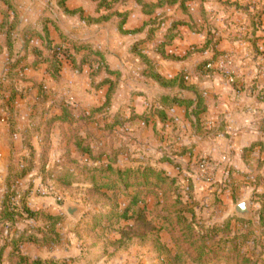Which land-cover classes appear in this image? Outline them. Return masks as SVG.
I'll return each mask as SVG.
<instances>
[{
	"label": "rangeland",
	"instance_id": "374dc122",
	"mask_svg": "<svg viewBox=\"0 0 264 264\" xmlns=\"http://www.w3.org/2000/svg\"><path fill=\"white\" fill-rule=\"evenodd\" d=\"M145 1L147 4L155 5L161 0ZM78 6H83L91 15L96 13V6H92L86 0H79ZM185 8L186 13L179 7H170L159 11L157 17L155 16L153 19L159 18L160 21H164L158 22L157 20L156 24L149 29L155 30L160 25V30H157L150 38L147 33L141 35L142 41L152 40V44L148 43L143 48H146L149 59L151 58L152 62L157 65L158 73L160 71H164V74L171 73L174 66L179 68L177 70H180L179 73L183 70L182 67L175 65L180 61L169 60L164 64L161 62L159 64L156 59L162 58L157 53V46L163 41L168 29L173 24H184L177 28L175 31L177 39L166 49V54L168 52L169 57L188 60L198 54L197 50H201L206 42L215 41L218 47L220 45L225 48L227 45L232 47L230 53L228 51L220 53L224 56L219 57L217 62L219 59H230L234 62V76H241L248 63L260 64V67L256 69L260 74H264V0H195L187 3ZM118 10L129 14L128 25L132 29H140L151 20L142 14L141 8L134 2H130ZM117 23L115 21L113 26L108 25L90 31V28L89 30L84 29L78 20H69L66 23L63 22V28L73 29V32L76 31V35L82 38L91 37L95 48L105 51L111 64L116 67L115 69L119 70L120 59L124 61L126 70L123 72L124 77L120 89L114 96L113 109L111 110L112 115L123 122V119L129 118L128 113L131 108L141 113L146 109L148 102V98H145L146 101L143 98H135L134 93L126 96L125 91L140 86L138 88L144 90L146 94H150L151 98H155V96L158 98L160 94H155L154 89L149 90L147 82L139 78L138 66L126 53L132 39L119 38L115 34L114 29ZM206 54L209 61L214 58L212 53L204 55ZM159 66L161 70L158 68ZM8 67L9 65L2 68V76L5 75ZM231 69L229 68L227 71L230 72ZM257 74L259 73L257 72ZM215 75L224 78L226 76L225 71L215 72L211 76ZM66 78L68 80L64 83V87L69 90L68 95L64 98L67 100L68 105H66L72 109L76 116L88 115L89 111L104 104L105 92H92L87 76H66ZM136 82L139 84H135ZM49 88L53 87L49 86ZM199 89L207 95L206 91L200 87ZM161 91L168 93L165 90ZM238 93L239 91L236 92V96ZM215 97L216 95H214ZM206 99L210 105V99L207 97ZM257 99L260 104L264 105V97ZM212 106L215 108L211 109ZM212 106L207 107V114L201 118L203 127L206 129L205 133H210L214 137L216 134L217 138L228 139L225 123L222 121L219 123L220 120H217L216 123L214 120L218 116V104H212ZM209 109L210 112H208ZM263 111L260 112L261 114L254 112V115H251L252 120H261L259 132L263 136H261L262 138L254 137L255 142L242 150L241 161L245 165V170L237 172L236 175L227 171L228 174L223 177L216 173L218 168L215 170V165L217 164L209 162L208 159H200L197 151L195 154L197 159L194 158L191 162L179 157L182 149L180 144L170 137L172 134L170 128L158 127V132H156L151 125L147 126L138 121L125 127H117L109 132L104 128L107 124H113V121L108 118L109 115L104 114L96 117V123L81 129L83 133L88 132L93 144L101 150L113 147L114 150L121 151L118 158L120 169L149 167L158 172H165L169 178L178 177L180 179L177 192L172 191L173 199L168 202V195L164 194L166 191H161L159 188L155 190L150 187L139 190V206L137 209H133V215L142 218L139 221L140 228L135 221L117 222L116 218H112L111 222L105 221L100 227L94 229L93 218L95 216L108 213L118 214V211L113 208L115 203L119 204L123 210L126 208L129 198L120 195L113 200V195L108 194V199L103 203L96 204L90 200L91 183H88L85 174L77 169L76 163L71 161L90 166L88 159L81 158L73 147L69 148V151L67 150L68 146L64 145L62 141L63 133L66 134L67 128L56 129L52 136L47 167V171L52 172L53 175L46 177L51 180L43 182L41 174L36 171V173H32L34 175L23 181L21 186L25 188L24 190H31L28 206L32 212H43L53 217H63L62 223L58 226L62 243L52 250L43 247V243L42 245L27 244L21 248V253L31 260L58 264H196L194 263L196 254L193 253L194 251L185 249L184 247L187 245L181 248L184 254L180 260H175L178 253L171 235L167 231L168 225L164 222L165 218L172 214L168 207L174 206L172 203L180 202L183 207L192 210V214L185 216L189 222L193 221L194 234L191 236L190 243L198 248L205 247L206 253L212 251L210 255H207L205 261L199 264H242L243 260L248 261L247 264H264V230L260 228L258 218L264 202V142L261 141L264 140ZM21 118L27 119V116L23 115ZM4 124L6 123L4 122ZM205 137L206 139L210 138L207 135L203 136V138ZM1 147L5 146H0V149ZM34 147L39 148V145ZM176 148L177 153L175 152ZM245 150L251 152H244ZM244 156L249 161L248 165L244 162ZM163 159L170 161L162 163ZM260 164L262 165L259 167ZM2 171L0 168V187L2 186L1 180H3ZM188 180L193 184L191 192H188ZM41 188L52 189L61 201L56 200L55 197H42L39 194ZM128 194L132 196L134 191L131 190ZM92 199L96 200L97 198ZM242 203H247L249 206L252 214L250 220L240 219L235 214L236 206ZM67 204L82 208V213L77 221L67 214ZM236 220L251 224V227L239 225ZM228 221L229 231L225 228ZM34 224L33 221L21 223L18 228L26 230L28 226ZM213 227L221 231L217 235V243L220 240H226L228 235L226 231L230 233L227 244L218 247L215 241L208 240L211 233L205 230ZM151 228L154 233L152 240L148 242L149 245L145 247L138 245L133 237L134 232L145 234ZM122 234H126L125 239ZM236 236H247L248 238L245 241H230ZM179 237L181 238L180 235ZM3 239L0 236V248L5 244ZM156 239H159L160 243L166 247V252L160 253L154 250L152 243L154 244ZM218 250H224L223 254H218Z\"/></svg>",
	"mask_w": 264,
	"mask_h": 264
},
{
	"label": "trees",
	"instance_id": "16d2710c",
	"mask_svg": "<svg viewBox=\"0 0 264 264\" xmlns=\"http://www.w3.org/2000/svg\"><path fill=\"white\" fill-rule=\"evenodd\" d=\"M8 7V10L15 13L14 7L10 0H2ZM71 0H59L58 5L63 10L65 15H73L66 8V4ZM96 6V18L84 19L89 26H102L106 24L113 23L117 21L116 30L122 36H141L148 34V38L152 37L157 30H160V25L158 29H149L154 26L159 18L157 17L158 12L170 7H179L185 12V5L195 0H161L157 4H147L145 0H89ZM130 2L137 4L145 17L151 20L145 23L142 28L128 32L124 28L128 22L129 14L126 12H120L118 8L128 5ZM81 13L83 18L82 11ZM186 13V12H185ZM9 16L5 15L4 22L0 25V31L8 29L9 32L6 34L5 47L10 56L13 52L14 43L11 40V30L15 28V25L11 26L9 24ZM164 21V20H163ZM162 21V22H163ZM184 24H173L171 28L168 29L165 37L161 43L157 46V53L164 60H177L169 57L166 54V49L170 47L173 42L177 39V34L175 31L179 26ZM149 29V30H148ZM40 37L44 48L50 53L48 57L38 49H31L35 57V61L30 65L25 64V59H17L13 64H10L7 68L6 74L0 80V99L3 98L5 93H10L9 100L10 103H14L16 95L18 94L16 90L17 82H26L25 78L20 75V72L26 70L28 67L32 69H38L41 65L48 66V75L54 82H59L61 79V73L63 70L64 63H71L73 69L81 74L84 67H89L90 69V81L94 91H102L107 89V94L105 96L104 104L93 110L89 115L75 117L68 110L67 105L63 104L60 106L62 111L61 116L52 117L42 124H35L31 129L25 131L22 134L23 138V148L21 156L12 148L11 157L8 164V173L6 178V192L3 198L0 200V236L3 237L5 244L0 248V264H58L54 262H43L41 260H31L21 253V248L27 244L42 245L43 247L52 250L55 247H59L62 243V237L58 232V226L62 223L63 217H53L43 212H32L28 206V200L31 195V190H22L19 186V182L25 180L30 174L36 173L38 171L43 182L46 180H51L48 177L53 175L52 172L47 171L49 154L51 150V137L52 132L56 126L60 129L67 128V132L63 133V144L69 148L74 149V151L81 157L88 159L89 165H82L80 162L76 163V167L79 171H82L86 176L88 183H91V190L89 193L90 200L96 204L103 203L108 199V194L113 195L112 199L124 196L128 197V203L125 209H121L119 204L113 206L118 214H100L93 218L94 229L100 227L103 222H111L112 218H116L117 222H136L140 228L139 221L142 220L140 216L133 215V209H137L139 206V190L153 187L155 190L158 188L161 191H166L164 194L168 195V201L172 200V191L177 192V187L180 183V179L169 178L165 172H158L153 168H137V169H120L118 167V158L121 155V151H116L113 147L108 150H101L96 147L91 140V136L87 133L81 132V129L86 128L88 125L96 123V117L98 115H109L111 107L113 105V99L122 82V75L119 72L111 71L106 56L103 52L93 49L91 46L76 42L69 39L66 36L61 35L62 44L56 45L51 39L50 34L47 29L43 32L34 34ZM148 43L152 44V40L149 41H138L135 43L131 49V54L134 55L143 65H144V78L152 81L161 90L168 91V93H163L158 96V101L156 104L150 106L148 111L143 116H137L135 114L131 115V121H141L145 125H151L155 123L158 119L162 124L167 122L166 111L173 110L176 108H182L186 111V120L191 124L194 132L197 135H207V137H214L210 133L206 134V129L202 124V117L207 114V99L205 93L195 86L190 81V76L187 73H181L174 79H166L162 77L156 70V65L152 62L149 57L145 54V49L143 48ZM3 47L0 46V55L5 51ZM218 44L215 41L206 42L205 46L201 50H197L198 54L212 53L214 57L212 60H206L200 63L196 71L200 76H211L215 74L214 71L208 70L207 67L210 64L217 62L219 57H223L217 51ZM28 49V44H26V51ZM185 60V59H184ZM220 60V59H219ZM24 66L23 69L21 66ZM39 98L42 103L46 102V91L43 86L38 89ZM109 118V117H108ZM107 118V119H108ZM113 124H107L104 128L106 131L112 132L117 127H123L124 122L119 118L115 117ZM11 125V123L8 122ZM13 126V125H11ZM74 129L70 132V130ZM66 130V129H65ZM154 130L157 131V126H154ZM85 134V136H84ZM157 135V133H156ZM216 137V134H215ZM39 139L40 142V152L37 153L33 147V141ZM206 139V137L204 138ZM70 146V147H69ZM69 151V150H68ZM67 151V152H68ZM182 152V151H181ZM244 152H251L244 151ZM187 152L180 154L179 157H184ZM177 156V155H174ZM244 162L246 165L249 161L244 156ZM170 160L163 159L162 163H169ZM37 165V167H36ZM262 164L259 165V167ZM84 166V167H82ZM154 181V183H152ZM189 184L188 192L193 191V184L191 181H187ZM70 185V184H69ZM90 185V184H89ZM133 190L134 194L129 196L128 192ZM92 198H97L93 200ZM174 206L168 207L170 216H167L164 220L166 225H168V233L171 235L172 242L175 249L177 250V255L175 260L179 261L182 256L183 250L181 249L185 246V249L189 251H194L196 258L194 263L199 264L205 261L207 255L211 252H205L207 249L203 246L198 248L196 245L190 243L191 236L193 232V221L189 222L185 216L192 214V210L187 207H183L180 202L172 203ZM176 209V211H175ZM259 226L264 230V202L262 203L259 215ZM34 222V225L28 226L26 230H20L18 227L21 223ZM239 225L251 227V224H247L236 220ZM41 223V224H40ZM225 228L228 230L229 221L225 224ZM206 232L211 233V237L208 238L210 241H215L216 246H221L229 242V234L226 231V240H220L216 242L217 235L221 233L220 230L213 227L211 229H206ZM145 232V231H144ZM154 230L152 228L145 234L141 232H134V240L137 241L140 246H148L153 238ZM181 236V238L178 236ZM225 235V234H224ZM125 239L126 234H122ZM247 236H236L232 242L238 240H246ZM42 241H41V240ZM151 245V244H150ZM154 245V250L157 252H166V247L160 243L159 239H156ZM209 249V248H208ZM211 249V248H210ZM218 254H223L224 250H218ZM214 253V252H213ZM247 264L248 261L243 260L242 264Z\"/></svg>",
	"mask_w": 264,
	"mask_h": 264
},
{
	"label": "crops",
	"instance_id": "0c3cea01",
	"mask_svg": "<svg viewBox=\"0 0 264 264\" xmlns=\"http://www.w3.org/2000/svg\"><path fill=\"white\" fill-rule=\"evenodd\" d=\"M10 1L12 6L14 7L15 13L9 11L7 5L2 0H0V25L4 22L5 15H8L10 18L9 24L11 26L15 25V28L12 29L10 33L12 37L11 40L14 43L13 52L11 56L6 50V48H4L6 43V34L9 31L6 28L5 30L0 31V46L3 47L5 50L3 54L0 55V80L3 77L2 68L13 64L17 59L26 58L25 64L27 65L33 63L35 61V57L31 52V49L40 50L45 57H48L50 55V53L45 50L41 38L34 35L36 33H39L40 35L44 29L48 30L50 34V39L56 45L62 44L61 35H63L73 41L85 43L91 46L93 49L103 52L106 56V60L111 71L119 72L122 75L123 80V72L126 70L124 61L120 59L119 70L115 69L116 67L111 64L105 51L95 48L94 41L91 37L88 36V38H82L80 36H77L76 31L73 32V29L63 28V22L66 23L69 20H78L79 23L84 26V29L89 30L90 28V31L94 30L95 28H102L108 25H112L113 23L102 26L87 25L84 19L96 18V13L95 15H91L85 10L83 6H78L79 0H71L66 4L67 10L69 12H72L73 15L64 14L63 10L58 5L59 0ZM86 1L92 6L94 5L89 0ZM78 11H82L83 18L81 17V13H78ZM29 18L31 19L29 20ZM114 30L115 34L119 38L132 39L131 44L126 50V53L128 54V56L132 57L131 59L134 60V62L138 66V70H140L139 78H142L144 81H146V84L150 88L149 90L154 89L156 91L155 94L159 95L161 93H165L161 91L158 86H156L152 81L144 78V65L134 55L131 54V49L133 45L138 41L142 40L141 36H122L117 32L116 28ZM124 30L131 32L136 29L129 28L127 22ZM26 44H28L27 51ZM144 49L145 54L148 56L146 48ZM217 51L219 53H227V51L228 53H230L232 51V47L230 45H227L225 48L223 47V45H220ZM167 55H169L168 52ZM157 59L156 61H158V63L161 62V64L167 62V60H164L163 58H160L162 61L160 59ZM150 60L152 61L151 58ZM206 60H208L207 54H196L188 60H183L180 61L179 64H175L180 66V68H183L180 73V70L177 71L179 68L174 66V68L172 69L173 72L165 73V75L163 73L164 71H160L159 74L166 79H174L181 73L189 74L191 82L206 91V97L209 98L211 101L210 105L209 101L207 102V107L212 106V104H218V116L215 117L214 120L215 122L217 120H220L219 123H221V121L222 123H225V130L228 139L220 137H210L208 139H204L203 136L197 135L191 127V124L186 120V111L182 108H176L173 110L166 111L168 119L167 122L165 124H162L158 119H156L154 125L151 124V126L154 130V126L156 125L157 131L158 127L163 129H171L172 134L170 137H172L175 142L177 141L180 144L179 146L182 149L181 153H183V151L187 152L185 156L182 157L183 159H187L190 162L194 158L197 159L195 157L196 151L200 159H208L209 162L217 164L220 163L221 158L227 157L229 162L227 164L220 163L221 167H219L216 173L218 176L221 177L224 176L225 171H230L231 174L236 175L237 172L245 170V165L241 161L242 150L248 148L250 144L255 142L254 137L263 136V134L259 132L261 120H252L251 115H254V112L261 114L260 112L264 110V105L260 104L257 99L258 97H264V74H260L259 70L256 69L260 67V64L255 63L256 65H253L254 63H248L242 71L241 76H236L235 83L231 86L228 84V81L225 80L223 76L215 75L202 77L197 73V66ZM23 67L24 66L22 65L21 68L23 69ZM158 68L161 70L160 66ZM257 72L259 74H257ZM20 75L25 78L26 82H17L16 90L18 94L16 95L14 103H10V93H5L3 98L0 99V146H5L1 147L2 151L0 149V168H2L3 170V180H1L2 186L0 187V200L3 198L6 192L5 182L7 178L8 164L10 161L12 148L15 150V152L18 153L19 157L21 156L20 153L22 152L23 148L22 134L25 131L31 129L33 126H35L36 123L42 124L52 117L61 116L62 111L60 109V106L63 107V104H67V100L64 97L68 95L67 92L69 90L64 87V83L68 80L66 76H87L90 83V87L92 89L91 91L95 92L92 88L91 81L89 78L90 69L87 66L84 67L82 73L79 74L73 69L71 63H64L63 70L61 73V79L59 82H54L49 77L47 65H41L38 67V69H32L28 67L26 70L20 72ZM135 84H139V82H136ZM40 86H43L46 91L47 98L45 103H42L41 99L39 98V93L37 89ZM49 86L53 88L50 89ZM138 87L140 86H137V88L133 87V90L125 91V95L129 96L134 93L135 98H143L144 100L145 98H148V102L146 103V109L143 112L139 113L136 112L133 108H131L128 113L129 118L123 119L124 127L128 124L134 123L131 121L132 114H135L137 116H143L148 111L150 106L156 104L158 101V98L156 96L155 98H151L150 94H146L144 90H141ZM102 91L105 92L106 96L107 89L105 88ZM237 91H239V93L236 96ZM63 93L65 94L63 95ZM214 95H216L215 98ZM215 99H217L216 102ZM68 107L69 106H67V108ZM112 107L111 110L113 109ZM212 108H215V106H212L211 109ZM94 109H98V107ZM68 110L73 116L79 117L76 116L75 113H73L70 107L68 108ZM93 110L89 111V113L87 114L89 115ZM111 110L109 112L108 117L113 120L116 116L112 115ZM210 111L211 110L209 109L208 112ZM23 115H26L27 119H22L21 117ZM222 115H224V117H222ZM4 122L6 124L3 125ZM8 122L11 123V125L13 126L8 124ZM215 122H213V124H215ZM59 128V126H56L53 132L56 129L58 130ZM167 133H170V131H167ZM261 141L264 142L263 139ZM37 144L39 145V148L34 147L37 146ZM33 147L37 153L40 152L39 139H35L33 141ZM175 152L177 153V148ZM32 175L34 174H30L27 178ZM23 181L19 182L20 188L22 187L21 183ZM24 189L25 188H23L22 190Z\"/></svg>",
	"mask_w": 264,
	"mask_h": 264
},
{
	"label": "built area",
	"instance_id": "2783aa9c",
	"mask_svg": "<svg viewBox=\"0 0 264 264\" xmlns=\"http://www.w3.org/2000/svg\"><path fill=\"white\" fill-rule=\"evenodd\" d=\"M231 69V71H227L228 69ZM208 70L214 71L216 73H222L223 71H225V78L228 81V83L230 85H234L235 83V79L236 76L235 75V66H234V62H232L230 59H221L218 62L214 63V64H210L207 67ZM7 70L5 71L6 74ZM228 158L227 157H223L220 160L221 164H227ZM220 163H216L217 165H215V170H217V168L219 169V167H221ZM202 170V169H201ZM199 174H201V171H199ZM225 174L227 175V171L224 172V176ZM197 180L199 181V178H197ZM39 194L44 197V198H48V197H55L56 200L61 201V199L58 197V195L52 190V189H47V188H41L39 190Z\"/></svg>",
	"mask_w": 264,
	"mask_h": 264
},
{
	"label": "water",
	"instance_id": "95a60500",
	"mask_svg": "<svg viewBox=\"0 0 264 264\" xmlns=\"http://www.w3.org/2000/svg\"><path fill=\"white\" fill-rule=\"evenodd\" d=\"M66 212L72 219L77 221L80 217V214L82 213V208L76 205L67 204ZM235 214L238 218L243 219V220H250L252 217V214L250 212V209L247 203H242L236 206Z\"/></svg>",
	"mask_w": 264,
	"mask_h": 264
}]
</instances>
